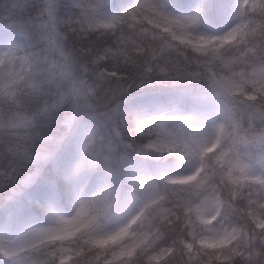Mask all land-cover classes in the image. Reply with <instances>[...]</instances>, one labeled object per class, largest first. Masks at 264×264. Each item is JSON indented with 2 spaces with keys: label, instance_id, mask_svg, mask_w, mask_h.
I'll return each mask as SVG.
<instances>
[{
  "label": "snow or ice",
  "instance_id": "6c2138e0",
  "mask_svg": "<svg viewBox=\"0 0 264 264\" xmlns=\"http://www.w3.org/2000/svg\"><path fill=\"white\" fill-rule=\"evenodd\" d=\"M5 6L0 20L14 38L0 45V190L17 198L39 165L70 137L81 140L63 173L78 202L73 215L49 206L47 226L0 237V254L24 264H264V0H239L219 34L196 30L203 4L188 16L155 0L121 12L106 0H71L65 15L60 0ZM194 80H205L221 105L211 129L195 111L123 107L133 86ZM127 150L181 157L192 170L128 175L146 194L143 205L109 230ZM101 168L95 192L77 188Z\"/></svg>",
  "mask_w": 264,
  "mask_h": 264
},
{
  "label": "trees",
  "instance_id": "16d2710c",
  "mask_svg": "<svg viewBox=\"0 0 264 264\" xmlns=\"http://www.w3.org/2000/svg\"><path fill=\"white\" fill-rule=\"evenodd\" d=\"M189 0H171L172 4L180 9H184ZM234 0H202L204 12L201 18L203 25L210 29H220L228 20V11ZM61 15H65L70 6L71 0H60ZM128 0H106L110 6L118 12L126 5ZM7 10L5 0H0V13ZM29 14H34V10ZM138 30V29H137ZM0 33L7 37H13V31L10 26L6 25L4 20H0ZM100 46V42H96ZM173 105L179 106L186 112L192 110H202L207 107H214L220 113L221 105L218 98L213 96L207 90V82L205 80H194L184 83H173L172 81L145 83L142 86H133L128 90L124 99L125 111H132L139 108H147L154 112L160 108H171ZM86 124L99 126L97 118L86 114L84 116ZM131 126L129 122V127ZM119 127L121 132L127 138V128L124 126V114H121ZM104 131L103 127H100ZM81 140L79 133L69 138V140L57 152L54 159L39 165V172L34 181L24 189V191L15 199H7L9 193L0 190V225H5L7 232L12 230L24 231L27 228L42 219L50 218L51 215L45 204V199L49 194L56 197L64 195L65 182L61 175L62 168L72 153L77 150L78 143ZM121 151H124L123 149ZM146 163L151 169L155 178H161V171L167 168H173L183 162V158L177 156H156L143 157L131 150L125 152V159L120 166L117 201L115 204L113 216L122 214V207L125 198L131 195L137 188H133L127 179L129 169L134 163ZM37 171V166L33 165L26 175H31ZM89 183L96 190L105 179V170L97 169L90 176ZM61 207L70 210L71 204H64L58 199ZM0 264H24L22 259H13L4 257L0 254Z\"/></svg>",
  "mask_w": 264,
  "mask_h": 264
},
{
  "label": "rangeland",
  "instance_id": "374dc122",
  "mask_svg": "<svg viewBox=\"0 0 264 264\" xmlns=\"http://www.w3.org/2000/svg\"><path fill=\"white\" fill-rule=\"evenodd\" d=\"M135 2H136V0H128L127 4L122 8V11L125 10L127 7H130L131 5H133ZM155 2L158 4H162L169 13H171L175 16L191 15L193 13V11L196 9L197 5L202 4L201 0H190L185 9H178L172 5L170 0H155ZM238 3H239V0H234L233 4L230 7L229 12H228V20L221 29L210 30V29L206 28L204 25H202V23L200 22L197 25L196 30L199 32L208 33V34H219V33H222L224 31H227V29L230 28L232 26V24L234 23L233 15H234V11H235V6ZM107 10L110 12H118L117 10L113 9L109 5H108ZM9 39H12V38H8V37L4 36L3 34H0V45L4 44ZM174 109H179V110L185 112L182 108L175 106V105L172 108H169V109L162 108V109H159L155 112H160L162 110L172 111ZM193 111L198 112V113L202 114V116L205 117V121L203 123V127L205 129H211L213 123L217 122L220 119V113L213 107H208V108H205V109L199 110V111H196V110H193ZM193 111H190V112H193ZM185 113H187V112H185ZM77 156H78V148H77L76 152H74L69 157V159L66 161L64 167L62 168L61 175H62L63 179H64V175H63L64 171L66 169H68L75 162V160L77 159ZM191 170H192L191 163L188 160L183 158V162L180 165H178L174 168H169V169L163 170L161 172V177L171 176V175L187 174ZM132 173H136V174L146 173V174H148L154 178L152 171L149 168L148 164L142 163V162L141 163H134L132 165V167L130 168L127 176L132 174ZM64 182H65V192H64V195L60 196V198L63 200V202L65 204H71V209L67 210L66 208H62L60 205H58V198L59 197H55L56 198L55 199L54 195H51L48 199H46L45 203L47 204L48 207L51 206L58 215L69 217V216L73 215L78 202L71 196L70 186L66 182L65 179H64ZM79 187H83L85 193L89 194V195L92 194L93 192H95L94 186L89 185V177L86 180H82V181L78 182L77 188H79ZM145 196H146V194L144 192L140 191V187L138 186L137 190H135L133 192V194H131L130 196H128L126 198V204L123 208V213L119 216L111 217L110 221L107 225V228L109 230H112V229L119 227L120 225L126 223L127 220L130 219L133 215H135L139 211V209L142 207ZM51 220H52V216L49 219L42 220V221L35 223L33 225V227L47 226L51 222ZM6 229H8V228H6L5 226H0V237H3L6 241H11V240H16L24 232H26L29 228L24 230V231L12 230L10 233L7 232Z\"/></svg>",
  "mask_w": 264,
  "mask_h": 264
}]
</instances>
